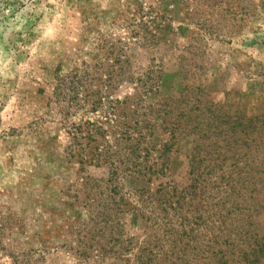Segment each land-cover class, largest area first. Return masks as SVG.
<instances>
[{"label": "rangeland", "instance_id": "rangeland-1", "mask_svg": "<svg viewBox=\"0 0 264 264\" xmlns=\"http://www.w3.org/2000/svg\"><path fill=\"white\" fill-rule=\"evenodd\" d=\"M187 107L205 121L257 116L261 127L264 0H0V264H138L134 253L160 252L170 233L157 224L178 213L159 204L194 177L192 136L162 156L159 127L170 130ZM89 119L123 175L118 196L129 204L118 215L101 181L108 165L78 161L90 149ZM160 162L162 172L149 167ZM204 174L197 210L186 200L181 221L186 241L203 240L208 253L218 194ZM256 187L263 207L249 211L264 234V181ZM118 221L131 237L121 247Z\"/></svg>", "mask_w": 264, "mask_h": 264}, {"label": "trees", "instance_id": "trees-1", "mask_svg": "<svg viewBox=\"0 0 264 264\" xmlns=\"http://www.w3.org/2000/svg\"><path fill=\"white\" fill-rule=\"evenodd\" d=\"M171 100L174 108H178L175 105L178 99ZM181 108L183 109V107ZM214 111L211 110L209 113ZM183 112L177 115L176 120L178 121L172 123L175 126L168 129L169 131L166 127H159L160 131L168 135L164 142L160 143L159 150L164 156L175 143L179 144L181 140L189 139L192 136L190 140L186 141V144L192 143L193 148L190 153L186 154L188 155L187 172L190 177L194 178L180 198L171 199L169 197L159 204V209L165 213L170 207L178 213L176 219H163L162 217L161 223L157 224L160 229L164 231L167 229L170 233V236L163 238V242L159 243L161 245L160 252L148 251L149 254H143L140 250V252L134 253V259L138 264H207L211 259L215 264L238 262L256 264L258 253L264 250V234L258 233V230L253 228L255 213L252 214L249 210L252 209L255 212L256 205L263 207L262 198L259 197L262 188L256 187V182L264 181V153L263 150H260V146L264 144V131L262 130L264 122L259 127L257 116L245 113L239 115L235 113L216 114L217 116L212 117L209 114L205 121L200 114L188 115L192 112L191 107L184 108ZM86 123L88 131L85 137L90 149L87 153H83L78 161L82 164L89 160L94 164L106 163L108 165V175L103 179L104 181H101L105 183L107 194L109 193L108 196L113 199L118 215L124 212L123 207L129 204L126 197L118 196V189L121 187L119 183L123 180V175L120 174L119 165L113 161L108 162L110 157H106L107 150L104 147V139H102L106 138V133L92 120L89 119ZM75 136V138L78 137ZM199 150L203 151L202 156H199ZM240 150H244V153L240 154ZM136 164L140 165L141 163L136 162ZM152 166H155L157 172L163 171L162 162L149 164L150 168ZM165 168L168 167L165 166ZM204 169H206L205 174ZM202 174L210 175V191L214 190L218 194L216 201L213 204L210 203V229L217 234L210 235V252L208 253L201 248L204 244L203 240L200 241L196 237L186 241L184 224L181 221L185 218L183 207L187 203L186 200L192 206V209L189 208L187 212L197 210L191 202H194L198 197L199 189L196 185ZM182 201L184 202L182 203ZM174 204L179 208L177 209ZM135 208L134 206L133 209ZM106 209L108 210L107 206L103 210ZM256 212L258 213L260 210ZM107 214L111 219L112 215ZM249 218L250 220H248ZM122 226L118 221L119 231H117L116 241L119 242V247L131 240L129 235H124L125 230ZM15 228L18 229L20 226ZM232 232L238 236L237 239L231 237ZM15 233L18 234V232ZM223 236L229 241L222 240ZM187 248L192 249L193 252L187 253ZM231 252L238 255L235 263H232L234 259L229 256ZM12 254L16 260L22 255L14 252ZM19 262L21 263L20 260Z\"/></svg>", "mask_w": 264, "mask_h": 264}]
</instances>
